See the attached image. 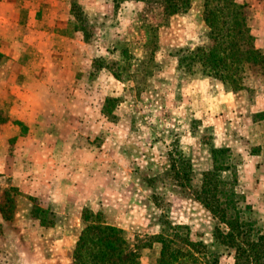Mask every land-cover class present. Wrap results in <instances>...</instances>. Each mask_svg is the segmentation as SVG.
Here are the masks:
<instances>
[{
  "label": "rangeland",
  "instance_id": "obj_1",
  "mask_svg": "<svg viewBox=\"0 0 264 264\" xmlns=\"http://www.w3.org/2000/svg\"><path fill=\"white\" fill-rule=\"evenodd\" d=\"M27 1L18 11L29 30L65 31L51 51L62 68H74L78 82L70 93L72 110L82 115L79 121L87 131L97 134L92 142L90 135L82 139L98 149L93 177L99 189L92 212L125 232L138 248L140 264H155L160 246L152 236L165 220L186 225L192 241L212 242L216 220L193 189L211 169L213 149L227 150L218 161L229 165L222 176L236 179L242 206L248 207L245 217L257 228L264 226V111H257L264 75L250 70L241 88L233 89L186 73L178 64L208 43L203 0H192L189 10L165 20L141 2ZM235 1L246 6L254 44L264 53V0ZM61 74L69 90L66 82L73 74ZM90 118H95L92 125ZM0 119L6 120L5 109ZM179 150L192 166L191 187L179 186L169 173L170 153L174 158ZM74 207L61 208L55 201L45 205L13 187L2 173L0 264H72L85 224ZM217 264H234L232 254L223 252Z\"/></svg>",
  "mask_w": 264,
  "mask_h": 264
},
{
  "label": "trees",
  "instance_id": "obj_2",
  "mask_svg": "<svg viewBox=\"0 0 264 264\" xmlns=\"http://www.w3.org/2000/svg\"><path fill=\"white\" fill-rule=\"evenodd\" d=\"M130 1L157 9L162 20L186 12L192 2L112 0L115 6ZM71 6L75 9L76 3L72 2ZM202 9L208 43L180 59V69L216 79L233 89L241 88L250 70L264 75V53L254 44L246 6L235 0H203ZM74 17L82 22V18ZM74 27L77 29V23ZM226 152L224 148L212 150V167L202 173L200 183L193 189L194 198L216 220L212 242L192 241L186 225L165 220L159 233L152 236L160 246L155 264H217L223 252L232 254L234 264H264V226L257 228L245 217L248 207L242 206L244 198L236 191V179L222 176L229 165L218 161ZM171 154L170 175L179 186L191 187L190 161L182 150L175 151L174 158ZM102 215L83 210L85 224L72 251V264H140L138 248L131 246L122 229L108 225Z\"/></svg>",
  "mask_w": 264,
  "mask_h": 264
},
{
  "label": "crops",
  "instance_id": "obj_3",
  "mask_svg": "<svg viewBox=\"0 0 264 264\" xmlns=\"http://www.w3.org/2000/svg\"><path fill=\"white\" fill-rule=\"evenodd\" d=\"M23 2L28 1L0 0V39L5 40V51L0 50V109L6 118L0 123V175L5 173L13 187L43 204L74 205L76 216H82L84 209L92 211L99 189L93 177L99 165L97 146L82 139L90 135L92 142L97 134L87 131L79 121L82 115L78 118L72 110L70 93L78 82L74 68H62L51 51L65 31L29 30L19 16ZM14 27L22 31H11ZM61 71L73 74L66 82L69 90L62 85ZM257 106L258 112L264 111V94ZM95 118H90L91 125Z\"/></svg>",
  "mask_w": 264,
  "mask_h": 264
}]
</instances>
